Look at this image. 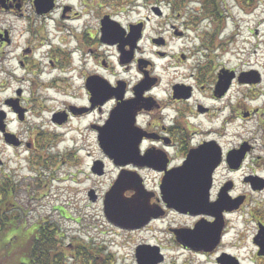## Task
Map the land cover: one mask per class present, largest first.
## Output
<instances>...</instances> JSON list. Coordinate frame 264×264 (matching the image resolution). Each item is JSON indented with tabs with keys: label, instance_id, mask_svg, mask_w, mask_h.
Here are the masks:
<instances>
[{
	"label": "flooded vegetation",
	"instance_id": "obj_1",
	"mask_svg": "<svg viewBox=\"0 0 264 264\" xmlns=\"http://www.w3.org/2000/svg\"><path fill=\"white\" fill-rule=\"evenodd\" d=\"M92 1L96 22L89 32L87 18L75 30L61 29L81 19L77 7L87 8V0H0L4 148L27 152L36 184L45 169H55L57 159L75 167L72 179L90 182L82 195L101 205L106 225L128 237L126 244L131 239L130 264H264V20L256 22L261 29L238 23L228 32L226 19L210 14L211 32L197 35L195 71L163 90L165 72L188 57L179 53L157 70L140 43L158 19L168 29L163 36L151 35L148 43L155 58L166 59L158 48H166L169 37L185 36L176 22L186 29L195 24L179 18L188 4L143 0L149 15L124 23L118 15L136 0ZM136 24L141 32L135 40L130 25ZM246 30L249 37L242 35ZM224 31V45L218 48L225 51L217 54L216 40ZM251 37L256 42L246 51ZM217 55L224 56V64H214ZM133 69L137 77L131 82ZM55 103L60 105L45 117L50 118L48 133L27 141L13 130L30 117V108L33 118H41ZM126 109L129 116L123 115ZM102 112V121L88 125L90 151L78 145L77 128L62 130L72 120ZM111 115L133 118V123H125L122 133L113 130L114 141H102L100 128ZM5 133L12 135L11 142ZM67 134L71 144L61 149ZM109 201L112 221L104 211Z\"/></svg>",
	"mask_w": 264,
	"mask_h": 264
},
{
	"label": "rangeland",
	"instance_id": "obj_2",
	"mask_svg": "<svg viewBox=\"0 0 264 264\" xmlns=\"http://www.w3.org/2000/svg\"><path fill=\"white\" fill-rule=\"evenodd\" d=\"M77 1L79 2V0H72V2L75 3H77ZM92 2V0H87V8L83 9L80 6L77 7L79 15L82 16L83 14L81 19L77 22H66L63 24L61 29H64L65 31L70 27L75 30V28L84 23L85 18H87L88 20H91L89 22L91 26H88V31L91 32L94 28V22H96V20L92 19L91 15V10L93 8L90 5H92ZM188 2L187 8L185 7L180 10L181 16L179 15V18L184 20L193 19L195 20V24H193L189 29H186L184 26H181L178 21L176 22L180 29L182 28L185 30V36L181 39L169 37L167 43L168 46L166 48H158L159 50H165L167 54L166 59H164L165 61L163 59L155 58L157 56H153L155 49L152 47V44L148 43V39L151 35H154L155 37L157 35L163 36L165 35V30L168 29V27H164L158 23V19H155L153 23L150 22V25L146 28L144 38L140 43L142 51L145 53L143 56H146L147 58L151 57L156 64H158L156 65L157 70H160L161 64H168L170 58L178 55L179 53L185 54V56L188 57L183 63H180V67L171 68L165 72V84L161 86L163 90L169 88L170 84L176 79V77L195 71V66L198 62L196 50L197 47L201 46V41H199L197 35H206L210 30V17H208L206 10L201 11V8H203V6H201V0H188ZM220 3L221 14H223V18L226 19V22H223L224 25L227 26L226 31L231 32V28H233L232 24L238 23L243 25V27L245 26L247 29L250 26L254 28L255 25L259 29L264 26V23L261 24V27L256 23L260 19L264 20V0H253V2L248 3L246 0H220ZM107 10L108 9L103 8L104 12ZM144 15H149L148 6L144 5L143 0H136L135 5H132L127 8V10L120 12L118 18L122 22L126 23L143 18ZM185 22L186 21L182 22V24ZM167 34L170 35V33ZM248 34V30L242 33L243 37L248 36ZM224 37L225 31L221 34V37L216 40L217 54L225 51V47L218 48V45H224ZM259 37H261V39L263 38L261 33H259ZM204 42L207 44V40H204ZM251 42L255 43L256 37H251L250 40H247L244 44L243 48L246 51L251 50ZM224 56L226 57L225 53ZM224 56L217 55L214 64H217V66L219 64H224ZM117 70L120 71V68H117ZM128 74V79L131 82H133L137 77L135 69L128 71ZM59 105V103H55L54 105H51L54 107L49 106L41 118H33L35 113L32 108H30V117L26 118L23 123L14 125L13 130L19 132L21 137L27 141L31 140L32 137L34 138L35 135H38V132L48 133L51 128H49L50 118L45 117L49 116L48 112H50L52 108H57ZM103 116L104 112L97 115H91L88 118L72 120L70 125L68 123L67 126L62 128V130L67 131L69 126L77 128L78 134L76 135V138H78V145L85 147L90 151L91 148L94 147V144L93 135L88 129V125L90 123L102 121L104 119L102 118ZM67 136L68 137H65L59 145L61 149H64L71 144V141L69 140L71 134H67ZM44 147L45 146L42 145L40 148V154L44 152ZM20 152L21 151L18 150L4 148L0 140V159L3 158L5 161V165L0 167V177H2V174H5L9 175L12 180L16 181V190H18V192L16 193L14 199L20 207L18 211L20 221H23L26 225L30 226L42 218L44 220H51L55 224H58L61 230L65 232L66 239L72 240L74 238L84 242H91L93 247L100 245L104 250L101 251L98 259L101 263H103L105 257L104 255L107 254L111 264H130L132 262L130 260L132 250L131 239L127 245L125 242L128 240V237L124 234H116L114 230L106 225L104 219L102 218L101 205L89 203L84 195H82L81 189L90 185V182L87 181L79 183L80 181L77 180V178L72 179L70 174L73 173L76 168L69 166L65 163V161H63L64 159H57L58 165L55 166V169L49 166L50 169L47 168L41 173V179L45 182V185L41 188L33 181L34 176L32 174L34 173H32L33 170H30L28 167L30 161L26 159V155H28L27 152ZM109 178L110 173H108V175L103 179L102 185H99L100 191H102V187L109 180ZM30 183H32V185ZM13 244L16 245V242L14 241ZM15 247L16 250L14 251L20 249V246ZM108 248H110L111 251ZM248 251H251V249L247 247L246 253H248ZM2 255V252H0V258ZM111 255L114 256V259ZM67 264H70V262H67Z\"/></svg>",
	"mask_w": 264,
	"mask_h": 264
},
{
	"label": "trees",
	"instance_id": "obj_3",
	"mask_svg": "<svg viewBox=\"0 0 264 264\" xmlns=\"http://www.w3.org/2000/svg\"><path fill=\"white\" fill-rule=\"evenodd\" d=\"M182 1L187 3L188 0ZM201 6L208 17L211 14L223 18L220 0H201ZM44 185V181L38 184L41 188ZM16 188L14 180L10 182L0 177V252L3 254L0 264H110L107 254L103 263L96 258L103 249L90 247L89 242L66 239L65 232L51 220L42 218L30 226L20 221V207L14 199ZM14 245L20 249L14 251Z\"/></svg>",
	"mask_w": 264,
	"mask_h": 264
},
{
	"label": "water",
	"instance_id": "obj_4",
	"mask_svg": "<svg viewBox=\"0 0 264 264\" xmlns=\"http://www.w3.org/2000/svg\"><path fill=\"white\" fill-rule=\"evenodd\" d=\"M135 29L134 32L136 33V36H135V40L138 39L140 37V32H141V25L140 24H136V25H130V29ZM127 110V109H126ZM124 112L123 115H126V116H129L130 113L128 112V109L127 112ZM118 112V111H116ZM111 114H113V111L111 112ZM117 115H120L119 112L116 113ZM127 123L128 125H131L133 123V118H112V115L111 117L107 120L106 124L100 128V132H102V134L100 135V140L102 141H114V136L112 135V131L113 130H116L120 133L121 130H126V128L124 127V124ZM124 127V128H123ZM0 131H4V123H3V118H1L0 116ZM12 135L11 134H8V133H5V138L8 142H11L12 141ZM120 137L123 138L122 134L119 135ZM124 146L120 147V148H123ZM112 205V202L110 203L109 202H105V207H104V211H105V216L107 217V219L109 221H112L111 217L112 214H114V209H112L111 207ZM111 210V212H109ZM112 213V214H111Z\"/></svg>",
	"mask_w": 264,
	"mask_h": 264
}]
</instances>
